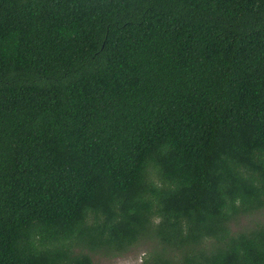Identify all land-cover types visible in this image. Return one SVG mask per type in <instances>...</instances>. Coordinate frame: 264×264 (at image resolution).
<instances>
[{
  "label": "trees",
  "instance_id": "trees-1",
  "mask_svg": "<svg viewBox=\"0 0 264 264\" xmlns=\"http://www.w3.org/2000/svg\"><path fill=\"white\" fill-rule=\"evenodd\" d=\"M139 245L264 264V0H0V264Z\"/></svg>",
  "mask_w": 264,
  "mask_h": 264
},
{
  "label": "rangeland",
  "instance_id": "rangeland-1",
  "mask_svg": "<svg viewBox=\"0 0 264 264\" xmlns=\"http://www.w3.org/2000/svg\"><path fill=\"white\" fill-rule=\"evenodd\" d=\"M245 222V221H244ZM147 246L139 245L133 248L128 254L123 256L106 257L103 255H93L94 264H141Z\"/></svg>",
  "mask_w": 264,
  "mask_h": 264
}]
</instances>
